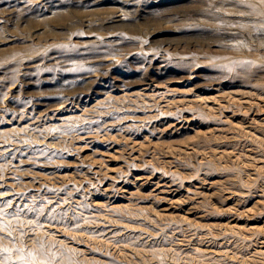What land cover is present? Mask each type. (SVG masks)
Instances as JSON below:
<instances>
[{"label": "rangeland", "instance_id": "1", "mask_svg": "<svg viewBox=\"0 0 264 264\" xmlns=\"http://www.w3.org/2000/svg\"><path fill=\"white\" fill-rule=\"evenodd\" d=\"M244 11L0 0V264H264Z\"/></svg>", "mask_w": 264, "mask_h": 264}, {"label": "bare ground", "instance_id": "2", "mask_svg": "<svg viewBox=\"0 0 264 264\" xmlns=\"http://www.w3.org/2000/svg\"><path fill=\"white\" fill-rule=\"evenodd\" d=\"M240 1L242 2V4H244V10L246 11H244L240 15L242 20L240 22L241 31L240 32L237 31L236 34H232V36L240 37L241 40H238L236 45L242 48H246V50L256 51V53L258 54L256 58L259 59L264 56V0H240ZM119 20L122 21L123 17ZM246 57L249 56L247 55Z\"/></svg>", "mask_w": 264, "mask_h": 264}]
</instances>
